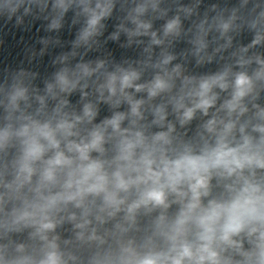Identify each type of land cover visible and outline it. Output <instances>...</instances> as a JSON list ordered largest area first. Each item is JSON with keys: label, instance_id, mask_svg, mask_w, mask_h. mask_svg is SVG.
Wrapping results in <instances>:
<instances>
[{"label": "clouds", "instance_id": "clouds-1", "mask_svg": "<svg viewBox=\"0 0 264 264\" xmlns=\"http://www.w3.org/2000/svg\"><path fill=\"white\" fill-rule=\"evenodd\" d=\"M0 264H264V0H0Z\"/></svg>", "mask_w": 264, "mask_h": 264}]
</instances>
